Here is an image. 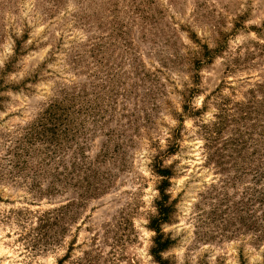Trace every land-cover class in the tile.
Returning <instances> with one entry per match:
<instances>
[{
	"label": "rangeland",
	"instance_id": "1",
	"mask_svg": "<svg viewBox=\"0 0 264 264\" xmlns=\"http://www.w3.org/2000/svg\"><path fill=\"white\" fill-rule=\"evenodd\" d=\"M260 83L264 0H0V264H159L155 163L172 172L164 264H263L264 181L208 160L233 125L205 132ZM63 90L80 96L55 155ZM55 162L66 187L41 195Z\"/></svg>",
	"mask_w": 264,
	"mask_h": 264
},
{
	"label": "trees",
	"instance_id": "2",
	"mask_svg": "<svg viewBox=\"0 0 264 264\" xmlns=\"http://www.w3.org/2000/svg\"><path fill=\"white\" fill-rule=\"evenodd\" d=\"M17 44L19 45L18 41ZM256 86L257 88H253L250 91L251 97L248 102L241 104L236 103V113H228L226 109H223L218 113L217 121L213 123V128L206 127L207 130H205V132L208 135L207 140L213 144L218 142V139L225 129L231 125L234 127V136L230 139L224 140L221 146L214 148L216 145H213L210 147L207 158L208 160H214V163L218 166H222L225 158L234 160L240 158L244 162L243 164L255 162L256 173L258 174V177L264 181V83L257 84ZM63 92V99L61 103L57 102L52 104L46 110V113L49 115L47 117V121L49 119L48 123L53 125L51 127L52 129L48 130V140H50V145L53 147L51 151L55 155L65 147V143L60 141V139L64 137L65 134H67V131H64L67 127V124L60 122L58 123V115L61 117L66 115L68 116L71 107L75 106L76 100L80 96L79 92L76 91L69 92L68 90H63ZM67 102L72 104L66 105L65 103ZM185 111L194 112L195 110L186 105ZM237 124L241 125L242 127L237 126ZM45 125V123H41L38 125V127L43 128L44 133H48L46 130L47 127ZM253 134L257 136L253 137ZM249 148H251L252 151H249ZM63 153L64 152L60 153V155ZM41 164L42 163H40L38 166L40 170L37 173L39 175L45 176L46 171L43 169V165ZM53 164H56V167H54L52 170L54 173L51 171L47 172V174H50L52 178V182H50L51 187L50 189L45 190L46 192H40L41 195L44 193H48L49 195H54L56 193L58 194L63 192L66 187L67 179L65 178V174L59 172L57 169L59 162H55ZM154 170L161 177V181L158 186L160 198L156 202L158 215L151 221V227L157 232L154 240L155 245L152 252L159 264H164L159 253L169 246L171 240L169 238H164V235L161 232V225L169 220L172 212V204L169 203L170 197L166 193V190L170 185V177L172 172L169 168L164 167L161 163H155ZM101 188H103V186L93 187L89 185L85 189L86 191L84 196L87 194L91 195L93 192H97ZM261 202L264 204V196H262ZM65 208L66 205H61L56 209L58 214L54 216L53 219L55 218L58 223L62 222L65 217L64 213L62 212ZM39 220H41L40 222L43 224L42 228H47L52 224L50 212H45V214L39 217Z\"/></svg>",
	"mask_w": 264,
	"mask_h": 264
}]
</instances>
